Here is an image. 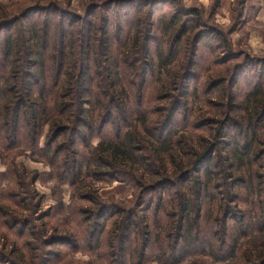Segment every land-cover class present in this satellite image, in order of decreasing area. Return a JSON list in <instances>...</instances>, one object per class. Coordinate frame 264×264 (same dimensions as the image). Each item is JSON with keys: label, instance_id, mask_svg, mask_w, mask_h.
I'll return each mask as SVG.
<instances>
[{"label": "trees", "instance_id": "obj_1", "mask_svg": "<svg viewBox=\"0 0 264 264\" xmlns=\"http://www.w3.org/2000/svg\"><path fill=\"white\" fill-rule=\"evenodd\" d=\"M5 1L12 0L0 2ZM81 1L87 8L76 20L62 11L53 15L52 8L62 0L45 1L51 8H26L30 0L0 3V32L21 24L5 39V74L0 77V162L6 166L0 171V229L36 237L35 252H40L33 253L38 257L35 263L24 260L23 254L20 259L41 264V256L48 254L44 264H49L55 254L45 247L78 243L77 236L67 233L69 239L60 234L44 239L49 229L58 231L60 225L50 227L45 221L49 213L37 218L42 196L34 181L39 177L17 159L31 150L45 155L53 168L50 177L75 189L77 185L80 200L97 206L77 209L74 194L62 219L65 226L77 224L89 239L99 228L100 240L102 220L106 229L104 218H114L103 238L109 248L103 257L110 262L119 258L120 264H131L136 256L137 264H143L156 228L165 234V244L170 240L161 264H183L190 257V264H264V108L257 99L264 96V85L248 91L239 102L244 125L229 115L240 107L230 92V112L216 121L214 129L196 125L193 132L172 130L181 108L186 112L193 108L181 101L163 103L175 92L188 99L203 46L210 53L227 52L228 39L197 6L156 19L158 8L152 0L136 10L132 8L136 0ZM222 2L215 0L210 11L218 10ZM237 11L238 17L243 15V9ZM33 12L39 15L33 17ZM237 55L213 64L226 65ZM245 64L229 69L230 76L215 78L203 94L225 82L235 88ZM259 80L258 85L263 83L261 75ZM46 126L49 133L41 147ZM227 128L234 137L226 139ZM87 177L128 183L136 189L134 199L108 204L90 198L85 193L91 190ZM240 189L253 196L244 201L255 205L250 217L246 212L235 216L243 211ZM259 211L263 214L258 223ZM230 220L239 224L237 230ZM33 222L38 227H31ZM165 244L162 241L159 252ZM0 264L16 262L4 253Z\"/></svg>", "mask_w": 264, "mask_h": 264}, {"label": "rangeland", "instance_id": "obj_2", "mask_svg": "<svg viewBox=\"0 0 264 264\" xmlns=\"http://www.w3.org/2000/svg\"><path fill=\"white\" fill-rule=\"evenodd\" d=\"M12 1H15V3H17L18 1L21 2L28 0ZM12 1H5L0 3H6L7 5H9ZM30 1L31 2L26 6V8L28 6H45L51 8L52 6L51 4H49L50 2H45L48 0H43L41 2H38V0ZM62 1H64L62 5L57 6L56 8H52L54 9L55 13L53 15H59V11H62L63 13H70L71 17H73V20H76V16L83 15L87 8V6L81 0H71L69 2L66 0ZM144 1L147 0H136L132 2V8L136 10L140 7V5L144 3ZM152 1L155 2V5L157 4L158 8L156 19H158L159 15L163 13H166L170 16L176 9L181 7L191 9L194 6H197L202 8V12L205 17L208 18L210 24L215 25L219 29V31H221L225 35L230 44V49L226 47L228 50L227 52L219 50L214 53H210L208 47L203 46L199 54L200 64L196 68H194L196 74L198 75H196L197 77L195 78V80H192L190 82V95L188 99H181V96L179 95L180 93L175 92L172 98L163 103L164 105H169L170 102L174 103L175 101H181L182 104L187 103V107L193 108V110H191L190 112H186L187 109L181 108L180 112L177 113L173 118L174 122L172 124L173 126L171 127L172 130L177 129V131H181L184 128L183 131L193 132V127H195L196 125L199 127L208 125V128L214 129L217 125L216 121L223 119L225 115L230 112L228 110V95L230 92L234 93L236 102L238 103L237 105H240V107L234 108V112L229 115L230 117H234V119L237 120L238 123L240 122L239 124L244 125L241 117L243 115V108H241V104L239 102L245 100L248 91H251L252 89H254V87L264 85V0H223L222 4H220V8L215 12L210 11L215 3V0H174V3L170 2L173 0ZM256 5L258 6V9L255 8ZM125 7L126 6L120 7V9H123L122 11H124ZM238 9H243V15H239V17V11H237ZM101 12L102 10H98L99 14ZM102 13L105 14V12ZM40 14L42 15L41 12ZM37 15H39V13L33 12L32 14L33 17H36ZM115 25L116 23L113 25V28H115ZM20 27L21 24L19 23L15 28L4 29L2 32H0V77H4L5 74V69L3 68V66L6 64L4 59L5 39L11 31L15 32L20 29ZM154 31L158 35L159 33H161V28H157ZM152 47L154 48L155 45H152ZM237 54H239L240 56L238 58H231L226 65L213 64L214 60L220 63L227 58L229 59L230 57H237ZM247 60L249 63L245 64ZM242 64H245L241 70L243 71V76L241 78L238 76L237 81L235 82L236 86L234 85L235 88L231 86L230 82H225V84H223L222 86L215 87L210 94H203L206 89H209V86H211L210 83H212L215 78L220 77V75L222 74H225L226 76L232 75V72H228L229 69L235 70V68H237L235 67V65ZM260 75L263 79V83L258 85V83H260ZM149 86L151 89L152 85ZM150 89L148 91H150ZM147 99L153 100L154 97L148 96ZM257 99L263 104L264 108V96H261ZM210 101L213 104H210ZM255 101L256 99L254 100V102ZM159 104L160 103H158V105ZM152 106H156V104L154 103ZM262 111L264 112V109H262ZM262 124L264 125V119ZM48 129L49 126H46L44 134L40 139L41 147L45 146L46 144V137L49 133ZM227 131L229 133V136L226 139L234 137L232 135L233 132L231 128H227ZM243 140V136H240V138H238V141L240 143H243ZM98 142V138L93 140L94 145H96ZM220 153H222V151ZM225 154L227 155L226 151ZM49 157L50 156H48V158ZM17 159L18 162H21L23 164V167L28 171V173H30L31 175L35 173L38 175L37 177H39V180L34 181V188L36 192L39 194V196H42L41 210H39L37 218H43V215L49 213L48 217L45 218V221H50V227H54L57 223L60 225L59 229L57 228L58 231L54 232L52 229H49L47 238L44 239L48 241L50 239L48 237L54 238L53 236L57 234H60L67 239H69L67 235H70V237H78V243L75 242L73 245L56 244L47 248L43 247L44 249H46V251H54L55 255L52 256L50 260L51 263L49 264H120L119 258L114 262H110V260H107L103 257V254L109 249L106 246L103 238H106L105 232L108 231V228L110 227L114 218H111L109 216L104 218L106 220V229L105 225H103L104 221L102 220L100 227L104 226V230H100V240L97 239L99 228L95 232V236L89 239L88 237L85 238L83 236V231L79 232V229L81 228L78 227L77 224L70 223L69 227L65 226L62 219L65 215L68 214L67 208L73 205L74 194H76V203L74 204H77V209L80 210L81 206L86 209L90 207L96 208L97 206L87 200H80L81 193H79L80 191H77V185L75 189L67 183H61L59 179L57 180L56 178L50 177V175L53 173V168H51V166L47 164V159L42 152L39 151L38 153H32L31 150H26L24 154L20 155ZM80 160L84 161V154L82 155V158ZM5 170L6 166L1 164L0 162V171ZM216 171L217 169L215 170V172ZM89 182L91 190H86L85 193H88V195H90V198L94 197L101 203L121 204L123 202H127V200H133L136 193V189L132 185L115 179L109 178L107 180H97L96 178L92 179L90 177H87L86 184L89 185ZM240 191L241 197L243 199L240 204L241 206L239 210L241 211V209H243V211L241 213L236 212L235 216L238 218L241 217V215L245 216L244 212H246V217H250L249 210L255 211V205L253 203L245 204L244 201L251 200L253 196L250 195L251 193L247 190L240 189ZM262 197H264V195ZM262 214L263 213H261L260 211L257 212V219H255V221L259 223L261 219L260 216H262ZM76 220L78 224L82 222L78 217L76 218ZM34 224L35 222H33L31 227H38L36 224V226ZM38 225L40 226V223ZM229 225L234 226L233 230H237V228L239 227V224H236L235 220H230ZM153 230V241L148 247L146 260L143 264H161V262L159 261L160 256L164 258V251L169 250L168 245L170 240H166L165 244L163 239L165 234L163 233V231L156 228H153ZM86 231V228H84L85 233H87ZM65 233H67V235ZM157 233H159V237L157 236ZM2 235L5 236L6 243L3 245V241V243L0 244V254L6 253L8 257L16 262V264H26L20 259V254H23L24 260L26 259L27 262L35 263V260L38 257L36 256L37 254L33 253H40L35 252V247H39V241L36 237H28V234L20 237L17 236L16 232H13V234H7L4 229H0V242L1 238L3 237ZM162 241L165 245L162 246L163 249L160 251V253L159 248ZM27 243H30V247H27ZM191 258L192 257L188 258L183 264H190ZM47 259H49V255L43 254V257L41 256L40 259L41 264H44ZM137 260L138 259L136 256L133 257L131 264H137ZM36 264L40 263L36 262Z\"/></svg>", "mask_w": 264, "mask_h": 264}]
</instances>
